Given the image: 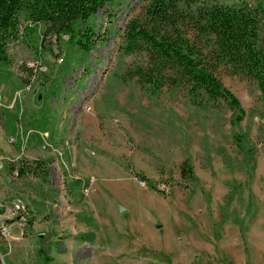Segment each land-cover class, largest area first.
<instances>
[{
  "label": "rangeland",
  "instance_id": "374dc122",
  "mask_svg": "<svg viewBox=\"0 0 264 264\" xmlns=\"http://www.w3.org/2000/svg\"><path fill=\"white\" fill-rule=\"evenodd\" d=\"M147 4L100 9L89 52L22 17L0 60V131L14 146L10 158L0 147V215L22 220L32 247L0 239L2 264L26 251L32 264H264L262 92L221 66L246 111L235 123L224 100L142 87L148 56L125 52L124 33Z\"/></svg>",
  "mask_w": 264,
  "mask_h": 264
},
{
  "label": "trees",
  "instance_id": "16d2710c",
  "mask_svg": "<svg viewBox=\"0 0 264 264\" xmlns=\"http://www.w3.org/2000/svg\"><path fill=\"white\" fill-rule=\"evenodd\" d=\"M146 1L144 15L131 19L124 33L125 52L148 56V66L137 67L133 74L142 87L181 86L193 97L224 100L239 123L246 111L221 79L223 65L233 75L256 81L264 106V0ZM112 2L0 0V60L9 61L8 49L19 40L23 16L45 25L42 38L67 35L77 48L89 52L99 39L91 18ZM41 167L37 161L23 163L21 173ZM181 175L194 177L188 160L181 165Z\"/></svg>",
  "mask_w": 264,
  "mask_h": 264
},
{
  "label": "crops",
  "instance_id": "0c3cea01",
  "mask_svg": "<svg viewBox=\"0 0 264 264\" xmlns=\"http://www.w3.org/2000/svg\"><path fill=\"white\" fill-rule=\"evenodd\" d=\"M30 71L28 70L27 73H29ZM0 147L2 149V155L3 157L5 158H10L9 156H11V153H12V146L10 143H8V141L5 140V136H3V134H1V131H0ZM2 198V197H0ZM1 216V215H0ZM2 218V217H1ZM22 220H18V221H15L11 224L12 226V229H13V237L11 238V242H10V248H12V245L13 243H16V244H21L23 246H28V247H32V243L30 240H28L27 238V234L24 233V229H22L21 227L23 226V223H21ZM34 227V226H33ZM21 228V229H19ZM0 239H4L3 237H0ZM6 240V239H4ZM3 240V241H4ZM3 248L6 249V253H9V251L7 250V247L5 245L4 242L1 243ZM27 250H29L27 248ZM8 251V252H7ZM32 258L28 255L27 251H26V254L24 253L23 257L21 258V260L19 261V264H32ZM0 264H2L0 262Z\"/></svg>",
  "mask_w": 264,
  "mask_h": 264
},
{
  "label": "built area",
  "instance_id": "2783aa9c",
  "mask_svg": "<svg viewBox=\"0 0 264 264\" xmlns=\"http://www.w3.org/2000/svg\"><path fill=\"white\" fill-rule=\"evenodd\" d=\"M25 210H26V206L23 204V202L18 201L11 212L12 218L14 217L17 218L19 215H21V213L25 212ZM0 237H3L4 239H11L13 237L12 226L4 219H1V216H0Z\"/></svg>",
  "mask_w": 264,
  "mask_h": 264
},
{
  "label": "water",
  "instance_id": "95a60500",
  "mask_svg": "<svg viewBox=\"0 0 264 264\" xmlns=\"http://www.w3.org/2000/svg\"><path fill=\"white\" fill-rule=\"evenodd\" d=\"M120 211H121V213H124L125 211H126V209L124 208V207H120ZM158 227H160L161 226V224L160 223H158V225H157Z\"/></svg>",
  "mask_w": 264,
  "mask_h": 264
}]
</instances>
